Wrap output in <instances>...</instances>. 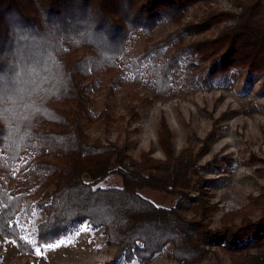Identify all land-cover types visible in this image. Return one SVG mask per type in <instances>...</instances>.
<instances>
[{"label": "trees", "instance_id": "16d2710c", "mask_svg": "<svg viewBox=\"0 0 264 264\" xmlns=\"http://www.w3.org/2000/svg\"><path fill=\"white\" fill-rule=\"evenodd\" d=\"M212 1L0 0L2 237L22 245L24 229L41 212L39 245L87 225L101 229L119 257L140 264L162 253L200 263L214 247L232 264H264V189L249 205L256 220L250 213L236 224L233 215L215 228L214 204L190 195L202 188L194 150L176 155L166 126L159 135L163 159L148 152L134 158L118 141L105 143L85 130L123 118L113 115L110 99L121 90L138 84L151 90L146 97L127 91L135 100L128 113L137 120L170 95L175 73H194L205 62L206 75L195 82L234 70L246 72V80L264 77V0H237V12L186 20L191 7ZM162 23L176 29L156 40ZM214 27L215 35L200 38ZM138 33L145 44L132 54ZM98 92L106 97L101 108ZM112 176L122 186H103ZM144 189L180 195L167 208L142 196Z\"/></svg>", "mask_w": 264, "mask_h": 264}, {"label": "rangeland", "instance_id": "374dc122", "mask_svg": "<svg viewBox=\"0 0 264 264\" xmlns=\"http://www.w3.org/2000/svg\"><path fill=\"white\" fill-rule=\"evenodd\" d=\"M236 1L197 4L189 9L186 20H198L212 10L237 12ZM229 23L225 21L221 27ZM175 29L171 23H162L156 28L154 37L163 39ZM217 30L214 27L200 38L215 35ZM144 44L145 35L138 33L131 40V53L142 50ZM208 64L203 63L194 73L188 70L175 73L174 90L170 95L147 107L137 120L128 113L135 100L127 91L132 89V93L145 97L152 92L140 84L130 85L121 90L117 98H110L113 115L123 118L113 125L85 126V130L93 139L99 138L105 143L118 141L134 158L148 152L163 159L159 135L162 126H166L171 132L176 155L188 146L194 150L197 158L195 178L201 181L202 188L193 190L190 195H202V199L214 204L215 213L211 218L216 228L221 227L224 217L228 219L234 215V223L241 224L250 213L253 220L259 215L249 205L264 189V77L254 75L246 80V72L234 70L210 82H195L205 77ZM94 97L97 107L101 108L106 97L99 92ZM109 185L122 186V181L112 176L103 183V186ZM140 193L156 205L167 208L174 207L180 195L151 189ZM42 217L43 213L36 212L23 231V238L38 240L36 228ZM52 245L49 248L25 239L21 245L0 235V264H140L119 257L118 248L107 244L102 230L87 225ZM211 251L204 261L195 264H232L230 257L217 247ZM146 264L182 263L162 253Z\"/></svg>", "mask_w": 264, "mask_h": 264}, {"label": "snow or ice", "instance_id": "6c2138e0", "mask_svg": "<svg viewBox=\"0 0 264 264\" xmlns=\"http://www.w3.org/2000/svg\"><path fill=\"white\" fill-rule=\"evenodd\" d=\"M24 239L26 240V241H28L29 243H32V244H37V243H39V241L38 240H31L29 237H24ZM47 247H49V248H52L54 245H52V244H48V245H46Z\"/></svg>", "mask_w": 264, "mask_h": 264}]
</instances>
